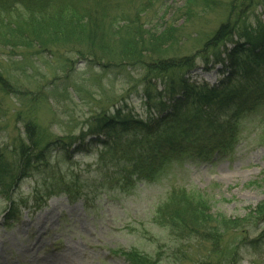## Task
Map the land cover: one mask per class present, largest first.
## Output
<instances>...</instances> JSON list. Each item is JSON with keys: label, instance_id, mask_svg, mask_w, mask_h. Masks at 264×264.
<instances>
[{"label": "trees", "instance_id": "obj_1", "mask_svg": "<svg viewBox=\"0 0 264 264\" xmlns=\"http://www.w3.org/2000/svg\"><path fill=\"white\" fill-rule=\"evenodd\" d=\"M160 1L0 0V48L34 47L49 56L61 49L104 71L139 68L147 108L142 118L116 107L112 113L97 114L78 134L54 140L46 139L33 118L27 119L10 146L0 144V195L9 200L11 214L19 206L14 190L33 171L49 167L53 150L68 153L73 146L74 153H82L97 148L94 181L123 191L155 180L173 161H210L229 154L239 139L242 120L252 114H261L264 136V21H248L254 0L228 2L225 21L203 39L195 55L181 57L170 53L180 42L172 23L157 27L145 22L147 11ZM183 1L187 14H194V6L205 10L215 5V0ZM197 56L206 68L221 65L216 83L187 76L196 67ZM74 62L64 59V70L72 69ZM183 68L188 71L180 73ZM0 90L18 95L19 101L35 98L1 72ZM59 194L86 198L80 174L49 168L40 197ZM152 219L176 240L206 244L209 259L199 264H238L240 244L256 247L264 240L263 228L255 238L240 235L238 242L223 245L225 234L249 219L264 225V201L246 216L232 217L214 214L204 196L174 188L156 206ZM121 254L128 264H158L160 258L158 253L150 256L135 249Z\"/></svg>", "mask_w": 264, "mask_h": 264}, {"label": "rangeland", "instance_id": "obj_2", "mask_svg": "<svg viewBox=\"0 0 264 264\" xmlns=\"http://www.w3.org/2000/svg\"><path fill=\"white\" fill-rule=\"evenodd\" d=\"M230 1L215 0L212 9L205 10L194 6V14H187L183 0H161L147 11L145 22L157 27L172 23L180 42L170 53L191 56L225 21ZM247 16L250 23L264 21V0H254ZM47 54L34 47L0 48L2 75L35 97L19 101L18 95L0 90V144L10 146L29 118L47 140H54L78 134L97 114L112 113L116 107L142 118L147 115L139 68L104 71L61 49L52 57ZM66 58L75 61L68 71L63 68ZM195 61L196 67L187 76L210 84L221 78L220 64L206 68L201 56ZM187 71L183 68L180 73ZM72 149L51 151L44 172L35 170L20 181L13 193L19 204L13 214L9 200L0 195V264H128L121 252L129 249L150 256L158 253V264H199L209 259L206 244L176 240L153 222L154 209L168 192L184 188L198 193L209 201L214 214L232 217H244L264 201V136L259 113L242 120L239 139L229 154L210 161H173L155 180L123 191L100 187L94 181L97 148L82 153ZM49 168L80 174L86 198L69 199L65 194L41 198ZM263 228L261 221L249 219L238 230L227 232L223 245L238 242L240 235L255 238ZM238 255V264H264V240L256 247L240 244ZM210 258L214 260L215 254Z\"/></svg>", "mask_w": 264, "mask_h": 264}]
</instances>
